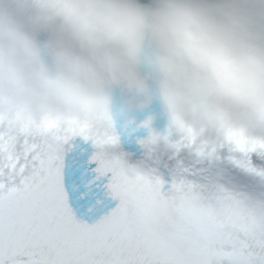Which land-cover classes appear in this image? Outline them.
<instances>
[{
  "label": "clouds",
  "instance_id": "9594fccd",
  "mask_svg": "<svg viewBox=\"0 0 264 264\" xmlns=\"http://www.w3.org/2000/svg\"><path fill=\"white\" fill-rule=\"evenodd\" d=\"M0 117L264 141V0H0Z\"/></svg>",
  "mask_w": 264,
  "mask_h": 264
},
{
  "label": "snow or ice",
  "instance_id": "6c2138e0",
  "mask_svg": "<svg viewBox=\"0 0 264 264\" xmlns=\"http://www.w3.org/2000/svg\"><path fill=\"white\" fill-rule=\"evenodd\" d=\"M230 140L264 153V141ZM119 143L103 119L0 117V177L12 180L0 182V264H264V205L224 191L210 202L183 182L165 190L110 154Z\"/></svg>",
  "mask_w": 264,
  "mask_h": 264
}]
</instances>
